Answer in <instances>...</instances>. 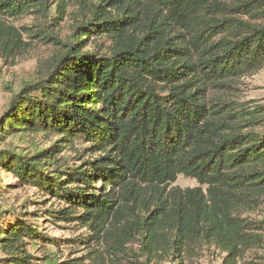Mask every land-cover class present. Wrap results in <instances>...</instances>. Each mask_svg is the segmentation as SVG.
<instances>
[{
  "label": "trees",
  "instance_id": "16d2710c",
  "mask_svg": "<svg viewBox=\"0 0 264 264\" xmlns=\"http://www.w3.org/2000/svg\"><path fill=\"white\" fill-rule=\"evenodd\" d=\"M69 6L62 42L44 22ZM22 15L54 49L11 97L0 141L54 140L2 150L0 167L59 200L47 213L86 230L89 264H182L202 244L236 264L262 245L264 221L243 214L264 205V106L230 90L264 67V0H0V17ZM0 232L5 264H38L32 223L16 215Z\"/></svg>",
  "mask_w": 264,
  "mask_h": 264
},
{
  "label": "rangeland",
  "instance_id": "374dc122",
  "mask_svg": "<svg viewBox=\"0 0 264 264\" xmlns=\"http://www.w3.org/2000/svg\"><path fill=\"white\" fill-rule=\"evenodd\" d=\"M53 0H51L52 3ZM55 6L51 7L53 13ZM67 13L59 18H49L46 22V30L53 32L64 42L73 32L75 21L70 6ZM40 23L34 15H22L18 18L0 17V124L7 110V106L13 94H15L23 81L31 78L36 66L37 58L41 55H48L54 49L49 43H44L38 36L32 37L36 25ZM88 49V48H87ZM85 50V49H84ZM233 90L230 96L241 101L250 102L251 105L264 106V67L254 73L236 79L233 83ZM263 130V126L258 128ZM23 135V136H20ZM42 134L23 133L9 134L0 141V151L9 150L31 155L34 151V144L38 147H47L50 141H45ZM79 149L80 146H77ZM70 160H74V154L68 149L61 152ZM78 155V154H76ZM14 175L3 171L0 167V225L6 221H14L16 215L32 223L41 237L32 240L27 248L36 257L38 264H60L69 262L73 264H89V249L77 243L76 239L86 230L82 227L74 226L64 222L54 220L48 213V209H57L59 200L35 187L24 185L18 186ZM196 182L191 178L178 176L173 186L180 188L193 187ZM243 216L251 219L264 221V205L245 212ZM1 235V232H0ZM72 239L73 241H68ZM264 239V231H263ZM224 253H221L212 245L202 244L193 254L184 257L182 264H223ZM4 256L0 254V264H5ZM264 258V241L260 247L247 250L236 264H248ZM262 261V260H259ZM179 261L163 260L152 262L151 264H176Z\"/></svg>",
  "mask_w": 264,
  "mask_h": 264
}]
</instances>
